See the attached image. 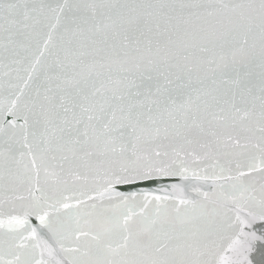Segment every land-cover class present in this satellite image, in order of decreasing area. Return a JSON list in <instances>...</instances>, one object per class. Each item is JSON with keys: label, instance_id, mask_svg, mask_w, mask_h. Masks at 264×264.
<instances>
[{"label": "snow or ice", "instance_id": "6c2138e0", "mask_svg": "<svg viewBox=\"0 0 264 264\" xmlns=\"http://www.w3.org/2000/svg\"><path fill=\"white\" fill-rule=\"evenodd\" d=\"M257 243L264 0H0V264H252Z\"/></svg>", "mask_w": 264, "mask_h": 264}, {"label": "water", "instance_id": "95a60500", "mask_svg": "<svg viewBox=\"0 0 264 264\" xmlns=\"http://www.w3.org/2000/svg\"><path fill=\"white\" fill-rule=\"evenodd\" d=\"M10 118V117H9ZM119 190H128L125 186H119ZM35 223V221H33ZM261 226V222H256V228ZM255 230V229H254ZM252 264H264V245L257 243L253 252L250 254Z\"/></svg>", "mask_w": 264, "mask_h": 264}]
</instances>
